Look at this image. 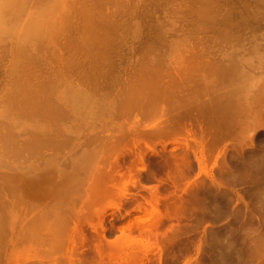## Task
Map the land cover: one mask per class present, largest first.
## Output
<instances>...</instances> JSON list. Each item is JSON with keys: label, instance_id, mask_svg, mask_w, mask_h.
<instances>
[{"label": "rangeland", "instance_id": "rangeland-1", "mask_svg": "<svg viewBox=\"0 0 264 264\" xmlns=\"http://www.w3.org/2000/svg\"><path fill=\"white\" fill-rule=\"evenodd\" d=\"M32 1L37 2V0ZM92 1L95 2L93 4L94 6L91 4L93 3ZM99 1L101 2H98V0H70L68 5L73 7L72 9L69 7L68 10V16L71 15V19L69 18L71 23H67V26L63 28L64 31L67 28L65 32L60 31L63 35H61L62 33H58L55 41L52 42V45L51 43L47 45H43L42 43H40V45L34 44L35 46L38 45V49L31 44L32 42H30L26 47V50L29 53H21L19 58L16 51L17 49L15 48L17 42V40L15 41V37L13 40V37L10 35L13 40L12 45L10 43L11 39L7 38V36H5L7 39H4V37L1 38L0 48H4L0 49V98H2L5 93H8V90L10 93L12 92L11 94H16L18 91L11 88V85H15L17 81L18 84H23L24 82L25 86H29L30 88H36L37 86V91L44 88L43 86H45V88L49 87V90L46 88L47 90H44L45 92L43 90L41 91L40 96L42 97L44 94L47 95V93L52 91L51 87L53 84L51 85V83H55L54 85H59V83H61L59 86H61L62 89L63 87H70L73 84L72 88H82L83 91L87 85V89L85 90L87 93H89V91L93 92L97 89L95 92L98 91L97 93L101 94L102 90L99 91V89L102 88L104 94L99 95V99L103 96L105 99L103 98L102 100L101 98L100 100L108 104L111 101L110 104L112 105L113 99L110 100L112 97L110 98L108 96V99L110 98L109 102H105L108 100H106L108 90L112 89L110 87H114L113 85L121 80L120 83H126L128 80L133 81V75L135 77L136 72H140V70L136 71L140 67H162L159 77L162 78L163 85L167 86L172 83V78L175 77L177 79L181 76L182 82L180 79L176 80L179 83L181 82L180 85L176 84L177 82L174 81L176 86L175 89H177L174 90V95L170 100L172 101L173 99L175 103L173 101L172 103L169 100H161L156 108H147L149 106L141 105L135 107V109L134 107L132 108V106H129L125 111L124 108L120 107L123 98L122 100L114 98V103L117 105H106L101 111V114L96 117L94 116L96 121L92 118V115H87L85 118L88 117V119L84 124V131L85 128L88 131L91 128L89 126L90 121L88 120L92 119L93 122L95 121L93 123V128L90 130H94V133H96V138L94 137L95 139H92L94 141L93 143H97L95 140L100 141L102 139L105 140L104 138H106V140H108L107 138H112L111 141H113L114 144H111V141L108 140L107 142L109 146H107V144L105 145V148L102 147L104 149L103 158L105 159V162L103 159L104 164L100 165L101 167L103 166L102 168L105 173H103V170L100 168H98V173V170L96 171L97 167L94 168V166H91L88 167L87 170L85 168L84 171L87 172L81 173L80 177L88 176L90 178L92 176L90 179L95 180L96 185H98V181V183H102L108 187L101 189V191L100 188L102 186L98 185V187L95 188L96 191L93 190L94 193L92 190L91 192L87 191L86 197H84L86 194H83V191L70 192L68 190L66 193L67 197L64 199V202L67 201L68 203H66V206L64 205L63 208H61L62 206L60 208L57 207L53 202L45 207H40L38 201L34 199L28 200L29 206L27 203L24 204L26 207H21V214L16 216L12 214L9 216L10 219L11 217L13 218V223L17 225L14 229L17 235L15 238L13 237L16 245H12L11 241L10 243L7 242L6 245V238H4V248H6L5 250H8V252H5V256L0 255V264H264V247H262V244L256 239L249 243L243 237V230L247 227L245 225L247 212H250L252 208H255V206L258 205V202L254 196L255 193L251 191L253 186L252 181H250L251 179L246 175L245 179L240 178L239 180V170L237 168L240 165L250 168L248 164L246 165L243 163L244 153L253 154V152H261L264 150V4H262L261 0H113L114 3L111 2L112 0H109L110 2L108 0ZM102 1L105 2L103 3ZM38 2L40 3V0ZM96 2L99 7L96 6ZM107 2L110 5H108ZM86 3L88 4L86 5ZM255 3L259 5L262 4V8L259 11H252L250 6ZM89 4H91L89 6V11L92 6L96 8H92V10L99 9L102 14L103 10H106V12L104 11V14L106 13L104 16L108 15L107 17L109 19L116 22V25L114 24V26L116 27L115 32L117 37L125 30L123 39H118L119 37L117 38V42H119L117 45L120 49L117 50L118 46H116V52L111 53L109 59L103 63L100 56L94 55L93 57V54H99V50H97L99 44L97 46V41L91 39L92 42H86L84 38L85 34H83V31L85 30L84 25L86 23L83 24V20L87 21L86 16L88 15V9H85ZM34 5L36 4H31V8L29 6L27 12L24 14V18L31 13L30 11L33 10L32 6ZM121 5L122 7L125 6L123 7L124 9ZM204 8L206 10H216L218 12L213 23H209L206 18L201 16L202 13L200 11H203ZM249 12L253 13L248 14ZM84 13L87 15H84ZM258 16L261 17L258 18ZM232 18L234 19L233 22H231ZM117 23L119 24L117 25ZM68 24H70V27ZM119 25L125 26L120 27ZM236 25L239 26V30ZM159 29L162 30L160 36L158 35ZM224 29H227L229 32ZM231 29L237 31L234 32V30L232 31ZM230 30L234 34L231 33ZM119 31L120 33H118ZM214 33L217 34L215 35ZM220 34H222L223 37L225 36L224 38L222 37V40L213 39V37L218 38ZM237 36L239 37L237 38ZM60 37L61 41L57 42ZM232 38L234 40H240L234 41ZM82 39L83 41H81ZM1 40L3 41L2 44ZM6 40L8 41L6 42ZM229 41L230 43H228ZM54 42L58 44L56 48H54ZM84 42L86 44L89 43L88 45H96V47L87 45L90 48L89 49L87 46L85 47L86 44ZM80 44L84 45L81 46ZM49 46L50 49H48ZM51 46L53 48H51ZM60 46L61 48L58 50L57 48ZM39 47L45 48L43 50ZM34 48L35 51H33ZM39 49L40 53L38 51ZM51 49H55V53H57L56 50L60 51L61 55L63 53L62 56L64 58L62 56L60 57L63 59L59 58V52L53 54L54 52L52 50L53 53H51ZM44 51H46V57H48L49 61L52 60L54 63L52 62L49 64V62H45L48 61L44 59L45 55L43 57L41 56L45 54ZM48 51L51 54H49ZM30 52L32 54L35 53L32 56ZM220 52H226L227 54L230 53L231 56L221 55L219 54ZM237 52L244 57L243 64L245 65V69L248 71H254L257 76L253 89L247 93L244 91L245 100L243 102L250 101V99H253L254 95L257 96V98H255V100H258L257 102L253 103L251 107H247L246 112H244L245 109L242 110L237 120L234 117H225L223 119V125L225 126L224 129L223 127H219L215 115L212 116V114H214L212 111L211 113L208 110L205 111L202 106H200V113L202 112L203 114L193 112L191 114H193L194 117H187L188 119L192 117L191 121H195V125L190 119L188 120L185 118L187 125L184 123V128L180 132L173 134L162 133L163 135H161V133L158 135L151 133L154 124L162 123V120L166 121L165 118L169 119L172 116V118H174V114L178 113V111L180 112V110L185 112L188 109V106H191V103L192 107L189 106L188 110L192 111L194 106L198 109V102L200 105H203L201 100L206 101L205 99H207V95H209L208 99L211 98V95L208 93L210 90L213 91L214 88L217 87L215 85H213L215 87L208 86L210 89L205 87L204 94L202 92L199 94L200 96L192 92V88L196 89L195 87H197L193 82L198 84V81L193 79L191 82L190 79L194 77V74L200 72L199 68L201 67H199V65L203 67L207 62L222 63L224 60L225 65H229L236 59L232 53L235 54ZM47 53L49 55H47ZM38 54L40 55V59ZM69 54L71 55L66 56ZM14 55H16L15 61L18 58L17 61L20 62L22 60L23 62L24 66L20 65V67L24 68H21L19 69L20 71H18V73L21 72L20 75H23V77L19 76V74L17 75L16 72H13V69L11 68L14 63L11 62L14 60ZM52 55L56 56L50 57ZM34 56L35 61L33 60ZM56 57L57 59H55ZM65 57H70L69 60L72 59V61H74H69L67 58L65 59ZM30 58H32V61ZM23 59L25 60L23 61ZM62 61H64V63ZM226 61L228 64H226ZM229 61L231 62L229 63ZM249 61L252 62V66L249 65ZM22 62H20V64ZM58 62H61V64ZM69 62H72L73 65ZM193 63H197L198 65ZM57 64L60 65V73L58 72V75L61 74V72L63 74V72L68 70L70 72V69H73V67L76 66V68L73 69L74 77H72L73 74H71L72 70L71 73L66 72L67 74H64L68 75L67 77L63 75L66 78L62 75L61 77L59 76L62 80L63 78L65 80L68 78L69 83L66 81L62 83L61 79L58 78L56 73V69L58 68ZM62 64L65 65H63V68H65L66 71H64L65 69L62 71ZM193 65L196 68L194 69V73L192 72L194 68ZM68 66L71 68L69 69ZM91 66L94 67L92 68ZM110 66L115 68V72L109 71L108 73ZM86 68L87 70H92V73H90V71L85 72ZM95 68H97V70ZM186 69H188V72ZM100 71H102V73H100ZM95 72L96 74L100 73V79L98 74H94ZM55 73L57 78L56 76H53ZM88 73H90L91 76ZM69 74L71 76H69ZM16 76L18 77L14 78ZM96 76L98 79H95ZM112 76L116 78V81ZM187 77H189V84ZM214 77L217 78V75ZM118 78L119 80L117 82ZM124 78H128L127 81H125L126 79ZM47 80H52L53 82L50 81V85H43L45 83L49 84ZM90 80L91 82L95 81L96 85L95 82H93L95 86L90 84ZM25 81L29 84L26 85ZM57 81L59 82L57 83ZM80 82H82V84ZM183 82H187V85H185V83L182 85ZM77 83H80L79 85L82 87H79V85L77 87ZM62 84H64V86H62ZM88 84L90 86L89 89ZM224 84L226 83L223 82V84L220 85H223V88L219 86L222 92H224ZM40 85H42V88L39 89ZM105 85L108 89L105 90L106 93L104 92ZM74 86H76V88ZM178 86L179 89L182 90H178ZM183 86H191L192 88H183ZM91 87L94 89H91ZM206 89H209L208 92ZM177 90L178 94L179 92H182L179 94L180 97L188 96L189 92H192L190 95H193L189 96L190 103L188 100L183 101L182 99L184 97L180 98L178 94H176ZM186 90L188 93L184 92ZM227 90H229L228 87H226V91ZM51 93L55 94V92ZM202 94L204 97L206 96V98H203ZM196 95L198 97H196ZM224 96L221 102L228 100L227 97ZM191 97L197 102L195 103ZM178 99L181 101L179 102ZM185 102L187 103V106ZM142 108L143 110H141ZM144 108L147 110H144ZM155 109L157 112L154 111ZM170 109L172 110L171 113L169 112ZM173 109L175 110L173 111ZM164 110H169L168 113H166L168 115L165 114L166 111ZM146 111H149L147 114L150 115H145ZM152 111H154L153 113L156 112L157 115L164 111L161 114H165V117L163 116L164 119L160 120L159 118H162V116L160 117V114L159 116H156ZM206 113L207 115H210L211 118L210 116L205 118L203 115ZM245 113L250 116L251 121H248L244 126L247 121V119H244L243 117V114ZM256 113L257 115H255ZM171 114L173 115L171 116ZM195 115H199L197 118H200L197 119ZM167 116L170 117L168 118ZM66 121H63V123L65 122V125L62 122L61 125L60 123L57 124V122L53 123V132L54 130L55 132L61 131V136L63 137L64 135L65 137V127L72 126V124L74 126L75 124V122L67 121V125ZM50 122H55V120H51ZM62 124L64 128H62ZM56 125H59L61 130H57V128L55 129ZM157 126L158 125H154V128ZM96 131L100 133H97ZM234 131H236V133ZM53 132L52 134L55 133ZM103 133L105 135L108 134L110 137H105ZM67 134H69V132H67ZM99 134L103 135L102 138ZM216 134L218 137H216ZM47 135L52 138L54 137L50 132ZM62 137H60V139ZM97 137H99V139ZM118 138L119 142L117 143ZM62 140L63 144H65V140ZM103 140L100 141L101 145H104L102 143L104 142ZM107 142H105V144ZM147 142L149 145H146ZM56 143H58L57 140ZM46 146L43 147V150L47 153L50 151V156L53 155L51 152H56V146L52 147L55 150H51V147ZM148 146H150V148ZM46 148H48L47 151L45 150ZM65 150L69 151V149ZM67 151H65V153L63 151L64 155ZM139 151L141 153L140 156L142 155L141 157H145L144 162L140 160L142 165L140 161L137 163L140 159V157L138 158L139 155L137 156ZM143 152L145 154L144 156ZM173 152L174 154H172ZM120 164H122V167H120ZM112 165L116 167L119 166L120 173L122 174H118V171V173H115L116 167ZM110 167H112L111 169H114L115 172L111 169L108 170ZM151 168L153 169V172L151 171ZM251 170L252 168L250 171ZM106 172L112 174V177L108 176V173ZM150 172L152 173L150 174ZM108 177L111 180H109ZM99 178L101 182L99 181ZM115 181L117 184H112V182ZM134 181H136V184H134ZM108 184H110V186ZM111 184L112 186H115L112 191ZM95 192L97 194L102 192V198L106 200L102 198L101 200L99 198L101 197V194L99 197V194L92 195L96 194ZM156 195L159 196V200L155 198ZM98 198L100 202H98ZM122 199L123 202H120ZM30 207L36 209L30 213ZM66 217L68 220H65ZM257 218L259 219H255V224L263 227L259 214ZM21 219L22 221L24 220L25 223L20 222ZM18 222H20V225ZM25 224L36 226L34 229L29 230L34 233L36 232V238L26 241L28 238L23 237L22 234L20 237L19 231L21 232L22 226ZM47 224L50 228L45 230L44 234L38 235L42 228L47 227ZM61 224H63L62 226L64 228L61 227ZM40 226L42 227L38 231ZM103 227L104 229L106 228V230H104ZM72 228H75V231H72ZM256 229L257 226L253 227V229H251L252 232L250 231V233H253V235H255V233L257 234L258 230ZM103 230L105 231L103 237L100 236L101 234L98 236L99 232L104 233ZM9 234H11V230ZM70 238L72 240H70ZM101 239H104V241H100ZM80 241H82V243ZM98 243L100 244L98 245ZM1 246L3 248V245ZM102 247L104 248L103 250L101 249ZM98 252H100L99 256L97 254ZM99 257H101V260H99ZM96 259L99 260V262Z\"/></svg>", "mask_w": 264, "mask_h": 264}, {"label": "bare ground", "instance_id": "bare-ground-1", "mask_svg": "<svg viewBox=\"0 0 264 264\" xmlns=\"http://www.w3.org/2000/svg\"><path fill=\"white\" fill-rule=\"evenodd\" d=\"M31 1L32 0H0V39L3 37H4V39L10 38L11 39L10 43L12 45V41L14 40V37H15V41L17 40V42H16L17 47L15 46V48L17 50L16 49L15 50L17 51L18 58H19L21 53L27 52L26 47H27V45H29L30 42H32L31 44H33V45L34 44L40 45V43H42L43 45H47V44L51 43V45H52V42L55 41L56 35L58 33H60V31H64L63 28H65V26H67L66 25L67 23H71V20H70L71 15L68 16V10L70 7L68 5V3L70 0L69 1L68 0H40V3L38 2L39 0H37V2L32 1L36 5L32 6L33 10L30 11L31 13L30 14L28 13L29 15L24 18V14H25V12H27L29 6L31 8V4L33 5V3ZM66 1H68V2H66ZM89 1H91V0H89ZM98 2H101V1L98 0ZM111 2H113V0ZM261 2H262V4H264V0H261ZM94 3L95 2H93L91 4L93 5ZM87 4L88 3H86V5ZM91 4H89L86 9L84 8L85 10L88 9V11H87L88 15L84 13V15H87L86 16L87 21L83 20V24L86 22L84 25V27H85L84 31L85 32L83 31V34H85L84 38H85L86 42H88V41L92 42L91 39L94 41H97V43L96 42L95 43L97 44V46L99 44V47L97 49V50H99V54L98 53L93 54V57H94V55L100 56V59L102 60V63H103L104 61L109 59V55L111 53L116 52L115 51L116 46H118L117 43L119 44V42H117V41H118V39H123V37L125 35V30H124V32L120 33L121 30L123 31V29L121 28V30L118 32V33H120V35L117 33L119 35L118 36L119 38H118L116 35V32H115L116 27L114 26V24L116 25V22L114 21L115 22L114 23L111 19H109L107 17L108 15L104 16L106 14V13L104 14V11L106 12V10H103V14L99 11V9L92 10V8H95V7H93L94 5L90 8L91 10L89 11V6ZM107 4L110 5L108 2H107ZM119 4H120V2H119ZM262 4L259 5V4L255 3V4L251 5L250 7H251L252 11H259L262 8V6H261ZM123 5H125V4H123ZM96 6H97V2H96ZM97 7H99V6H97ZM116 7H120V6H116ZM121 7H122V5H121ZM123 7H125V6H123ZM70 8L72 9L73 7H70ZM105 8H107V7H105ZM102 9H103V7H102ZM116 9H118V8H116ZM120 10H121V8H120ZM115 11L118 12L117 10H115ZM200 12L202 13L201 16H203V18H206L209 23H213L215 21L217 15H218V12L216 10H209V9L206 10L205 8L203 11L201 10ZM251 13H253V12H249L248 14H251ZM258 13H260V12H258ZM70 14H71V11H70ZM263 14H264V12H263ZM259 17H261V16H258V18ZM233 20L234 19L232 18L231 22H233ZM236 23L239 24L238 22H236ZM118 24L119 23H117V25ZM68 25L70 27V24H68ZM122 26H125V25H122ZM122 26H120V27H122ZM238 27L239 26H237V29H238ZM123 28H125V27H123ZM234 28H235V26H234ZM66 30H67V28L65 29V31ZM220 30H222V29H220ZM224 30L227 31V29H224ZM231 30L233 31L234 29H231ZM231 30H230V32L233 33ZM236 31L234 30V32H236ZM227 32H229V31H227ZM161 34H162V30L159 29L158 35L160 36ZM222 34H225V33H222ZM222 34H220V36L218 38H214L213 36L212 37L215 40L216 39L222 40V37H223ZM10 35L13 37V40H12V37H10ZM61 35H63V33ZM5 36H7V38ZM226 36H228V35H226ZM61 37L58 38L59 40H57V42L61 41ZM80 37H81V35H80ZM82 37H83V35H82ZM238 37L239 36H237V38ZM4 39H3V41H4ZM208 39H210V38H208ZM226 40H230V39H226ZM237 40H240V39H236L234 41H237ZM3 41L1 40V44ZM7 41L8 40H6V42ZM81 41H83V39ZM6 42H5V44H6ZM161 42L164 43L163 41H161ZM228 43H230V41ZM54 44H55V46L54 45L53 46H54V48H56L58 44L55 42H54ZM88 44H86L85 47ZM83 45H81V46H83ZM37 46H35V47H37ZM88 46L96 47V45H88ZM88 46H87V48H89ZM29 47H31V46H29ZM2 48H4V47H2ZM2 48H0V49H2ZM39 48H42V47H39ZM44 48L45 47H43L42 49L44 50ZM51 48H53V47L51 46ZM59 48H61V46L58 47L57 49L60 50ZM13 49H14V45H13ZM37 49H38V47H37ZM48 49H50V46L48 47ZM48 49H46V50H48ZM86 49H84V50H86ZM119 49H120V47L118 46L117 50H119ZM52 50L54 52L55 49H51L50 50L51 53H53ZM58 50H56V51H57V53L59 52V54H58L59 58L63 59L64 58L62 56L63 53L61 55V52ZM28 51H29V49H28ZM33 51H35V48ZM38 51L40 53V49ZM15 52H14V54H15ZM44 52H45V54H43L41 56L43 57L45 55L44 59L48 60L45 62H47V63L49 62V64H51L52 62L54 63V61H52V60L49 61L48 57H46V51H44ZM50 52H49V54H51ZM238 52H240V51H238ZM238 52L235 54L232 53V55L234 57H236V59H235V61H232V62L229 61V63L231 62L229 65H225V60H224V62L222 61V63H219V62H213V63L209 62L208 63L207 62L203 65V67L199 65V67H201V68H199L200 72L198 74L196 73L197 75L194 74V77L190 79L191 82L193 81V79H195V81H198V84L193 82L197 87H195L196 89L192 88L191 86L190 87L193 89V91H192L193 93L199 95L202 92L204 94L205 87L209 88L213 85L217 86V87L213 86V87H215L214 90L209 91L208 94L211 95L210 96L211 98L208 99L209 95H207L208 101H207V99H205L206 101L200 99L203 102V105H200V103L198 102L197 103V104H199V105H197L198 109L195 108V106H194L192 111L188 110L189 106H190L189 105L188 109L185 112L183 110H182L183 112L181 110H180V112L178 110H176V111H178V113L174 114V118H172L173 114H171V116H172L171 118H169L170 116L169 117L167 116L169 119L165 118L166 121L162 120V123L161 122H160L161 124L159 123L160 127H159V124H154L155 126L156 125H158V126L154 128V125H153V127H152L153 129L151 128L152 131L150 130L151 133L152 134L154 133V135H156V134L158 135L161 133V135H163V134H173V133L180 132L184 128V125H185L184 123H186L185 118L193 116V114H191L193 112L200 113V111H201V110H199L201 108L200 106H202V108L205 111L208 110L210 113L212 111L214 113V114H212V116L215 115V119L217 120L219 127L220 128L223 127V129H224L225 126L223 125V119L225 117H229V118L234 117L237 120V118L241 114L242 110L245 109L244 112H246L247 107L249 108L252 106L253 103L257 102L258 100H255V98H257L256 95H254L253 99H250V101L243 102L245 100L244 91L247 93L253 89L254 82H255L257 76L254 73V71H252V70L248 71L245 69V65L243 64L244 57L242 55H239ZM27 53H29V52H27ZM57 53L54 52L53 54H57ZM230 53L227 54L226 52L225 53L220 52L219 54L224 55V56L225 55L231 56ZM33 54H32V56H33ZM49 54L47 53V55H49ZM16 55H14V58H13L14 60L11 61L12 63L14 62L13 64L11 63L13 65L11 68L13 69V72H16L17 75L19 74V76L23 77V75H20L21 72L18 73V71H20L19 69L24 68V67H20V65L21 66L23 65V62L21 60L20 62H22V63L20 64V62L17 61L18 58L15 61ZM27 55H26V57H27ZM70 55L71 54L66 55V56H70ZM221 55H218V56H221ZM35 56L33 57V60H34ZM55 56L52 55L50 57H55ZM60 56H62L63 58ZM4 57H1V58H4ZM57 57L55 59H57ZM71 57H73V56H71ZM36 58H38V57H36ZM66 58L67 57H65V59ZM39 59H40V55H39ZM69 59H70V57L67 58V60H69ZM24 60L25 59H23V61ZM30 60L32 61V58H30ZM41 60H42V58H41ZM101 60H100V62H101ZM220 60H222V59H220ZM0 61H1V59H0ZM2 61H5V60H2ZM57 61H55V62H57ZM69 61H72V59ZM62 62L64 63V61H62ZM66 62H68V61H66ZM72 62H69V63L72 64ZM98 62H99V60H98ZM197 63H193V64H197ZM59 64H61V62ZM226 64H228L227 61H226ZM63 65L64 64L61 65L62 71L65 69V68H63ZM249 65L252 66L251 61H249ZM57 67H56L57 69L56 68L55 69L57 70L56 73L58 75V72L60 73V71H59L60 65L57 64ZM70 68L71 67H69V69ZM74 68H76V66L73 67V69ZM100 68H102V67H100ZM73 69L71 68L70 72H69V70L66 71V69L64 71H66L67 73H71V70H72L71 74H73L72 77H74ZM95 69L97 70V68H95ZM114 69H115L114 67L110 66L108 69V73H109V71L115 72ZM194 69H196L195 66H194L193 71H192L193 73H194ZM139 70H140V72L137 73L136 71H139ZM186 70L188 72V69H186ZM86 71H90V73H92V70H87V68L85 69V72ZM136 71H134V72H136V76L134 77V75H133V79H134L133 81L128 80V82H126V83H120L122 80L120 79L121 81L118 82V80H119V78H118L117 79L118 83L113 85L114 87H110V88H112V89H110L111 91L108 90L106 88V85H105L104 92L106 93L105 90L106 89L108 90V94L106 95V100L108 99V96L110 98L112 97L111 99L110 98L109 99L110 100L113 99V103H114V101H115L114 98L115 99L119 98L120 100H122V98H123V101H122V104H120L121 105L120 107L124 108L125 111H126V109H128L129 106H132V108L133 107L135 108L137 106L147 105V106H149L147 108H150V107L156 108L158 106L159 101H161V100L171 101L170 99L174 95V92H175L174 90L177 89V88L175 89V87H176L175 82H177L176 80L180 79L182 82L181 76H179L180 78H177V79L175 77L172 78L171 80H173V81H172V83L170 81L171 84H169L167 86L163 85L164 84V83H162L163 80L161 77H159V74L162 71V67H157V68H150V67L141 68L140 67ZM66 72H63V74L61 72V74L58 75V78H60L61 75L63 76ZM98 72H99V70H98ZM56 73L53 74V76H56ZM80 73H82V72H80ZM90 73H88V74L90 75ZM100 73H102V71H100ZM189 73H190V71H189ZM94 74L97 75L98 73L96 74V72H95ZM99 74H98V77H99ZM103 74H104V72H103ZM107 75H109V74H107ZM216 75H217V78L214 77ZM64 76L67 77L68 75H64ZM69 76H71V75L69 74ZM184 76H183V78H184ZM17 77L18 76L14 77V78H17ZM66 77H64V78H66ZM105 77H107V76H105ZM128 77H130V76H128ZM176 77H178V76H176ZM51 78H53V77H51ZM51 78H49V79H51ZM56 78H57V76H56ZM64 78H63V80H62V78H60L62 83L65 81L69 83L68 78L66 80ZM101 78H103V77H101ZM112 78L114 79L115 77L112 76ZM188 78L189 77H187V81L189 80ZM60 79H58V80H60ZM92 79H94V78H92ZM95 79H98L97 76ZM99 79H100V77H99ZM124 79H126V78H124ZM127 79L125 81H127ZM14 80H16V79H14ZM56 80H55V82H56ZM91 80H90V82H91ZM12 81H13V79H12ZM50 81H52V80L48 81L49 84H46V83L43 84L41 82L40 83L43 85H50ZM115 81H116V78H115ZM14 82H16V81H14ZM17 82L15 85H13V86L11 85V88L18 91L16 94L15 93L11 94L12 92L10 93L8 90V93H5L2 96V98H0V255H4L5 252H8V250H5L6 248H4V238H6V241H5L6 245H7V242L10 243V241L12 242V245H16L13 237L15 238L17 235L15 233V230H14L17 225L13 223V221H12L13 218L11 217V219H10L9 216L12 214L15 216L18 214H21L22 213L21 207H26V205H24V204L27 203V205H28L29 204L28 200L34 199V200L38 201L40 204V207H45L49 203L53 202V203H55V205H57V207L60 208L62 206L61 208H63L64 205L66 206V203H68L67 201L64 202L65 197H67L66 193L68 190L70 192L83 191V194H86L84 197H86L87 191L88 192H91V190L96 191L95 188L98 187V185L103 187V188L101 187L100 190L108 187L102 183H98V181H97L98 185H96V181L93 179L92 180L90 179V178H92L91 175H90L91 176L90 178L88 176L80 177L81 173L87 172V171L85 172L84 169L86 168V170H87V168L91 167V166L92 167L94 166V168L97 167L96 171L98 170V173H99L98 168L103 170V168H102L103 166L101 167V165L104 164L105 159L103 158L104 149L102 147L105 148V145L108 144L107 141L108 140L111 141V139H112V138L111 139L107 138L108 140H106V138H104L105 140L102 139L104 141V142H102L104 145H101V143H100V141H102V140H100V141L95 140V142H97V143H93L94 141L92 139L96 138L95 137L96 133H94V130L90 131L93 128V123L96 121V119H94V116L96 117L97 115L101 114V111L103 110V108L106 105H109L111 103V101L109 104L102 102L100 99L101 98H102V100H103V98L105 99V97H103V96H101V98L99 99V95L104 94L103 89L102 88L99 89V91L102 90L101 94L100 93L98 94L97 93L98 91L95 92V90H97V89H95L93 91V92L97 93V94H95L89 90H87V91H89V93L85 92V90L87 89V87H86L87 85L85 86V89L83 91L82 88H80L81 90L78 88L77 89L72 88L73 84L70 87H67V88L63 87V89H62V87L59 86V85H61V83H59V85H54L55 83H51V85L53 84L54 86L53 85H52V87L50 86L52 89V91H51V89H50V91L55 92V94H52L51 92L47 93V92H49V91H47L46 92L47 95L44 94L43 97H45V98H43L42 96H40L41 91L47 90L46 88H48V90H49V87L45 88V86H43L44 88H42L41 87L42 85H40L39 89L40 88H42V89L40 91H37L38 90L37 86H36V88H32V87L30 88L29 86H25L24 82H23L24 85L20 84V83L18 84ZM58 82L59 81H57V83ZM93 82H95V81H93ZM93 82H91L90 84L94 85ZM181 82L180 83L177 82L176 84L180 85ZM223 82L226 83V84H224V89H223L224 92L221 91V88H223L222 87L223 85L220 86L221 84H223ZM38 83H39V81H38ZM80 83L82 84V82H80ZM80 83H77V87ZM184 83H185V85H187L186 84L187 82H183L182 85H184ZM27 84H29V83L26 82V85ZM74 84H76V83H74ZM188 84H189V81H188ZM95 85H96V82H95ZM62 86H64V84H62ZM80 86L81 85H79V87ZM74 87L76 88V86H74ZM96 87H99V86H96ZM185 87L190 88L189 86H185ZM185 87L183 86V88H185ZM226 87H228L229 90L226 91ZM9 88H10V86H9ZM89 88H90V86L88 84V89ZM180 88H182V87H180ZM91 89H94V88L91 87ZM54 90H56L57 93ZM178 90H182V89H179V86H178ZM178 90H177L176 94H178ZM194 90H195V92H194ZM208 90H207V92H208ZM38 92H40V93H38ZM184 92L188 93L187 90ZM184 92H183V94H184ZM192 92H189L188 96L187 95L183 96V94H182V96L185 99L183 97H180V95H179L182 92H179L178 96L180 98H183L182 99L183 101H185V100L189 101V96L193 95V94L190 95V93H192ZM203 94H202V96H203ZM96 95H98V96H96ZM197 95H196V97H198ZM224 95L228 99L227 101H223L225 103L221 102ZM186 97H188V98H186ZM192 97H191V99L193 100ZM203 98H206V96L205 97L203 96ZM109 99L105 102H109ZM196 100H197V98H196ZM198 100H199V98H198ZM117 101H118V99H117ZM172 101H173V99H172ZM178 101H179V99H178ZM193 101H195V100H193ZM179 102H177V103H179ZM196 102L197 101H195V103ZM113 103H112V105L111 104L110 105L115 106L116 103H114V105H113ZM189 103H190V101H189ZM185 104L187 106L186 102H185ZM190 107H192V103H191ZM139 109H140V107H139ZM117 110H116V112H117ZM141 110H143V108ZM144 110H147V109L144 108ZM157 110H158V108H157ZM157 110L155 109L154 111L157 112ZM174 110L175 109H173V111ZM154 111H152V113ZM164 111H166L165 112V114H166V113H168L169 110H164ZM171 111L172 110L170 109L169 112L171 113ZM248 111H250V110H248ZM148 112L146 111L145 115ZM156 112L153 114L155 115ZM123 113H125V112H123ZM162 113H158V115L156 114V116H159V114H160V117L162 116V118H159L160 120L164 119V117H165L164 116L165 114L161 115ZM127 114H128V111H127ZM200 114H203V113L201 112ZM87 115H90V116L92 115L93 116L92 118L95 121L93 122L92 119L88 120V121H90V124L92 126L89 124V126L91 127V128L89 127L90 130L88 131L85 128V131H84V124L87 122V119H88V117L85 118ZM147 115H150V114H147ZM166 115H168V114H166ZM255 115H257V113ZM198 116H196V118ZM203 116H205V118H206V117H209L210 115H207V113H206ZM243 117H244V119H247L246 123L244 124V126H245L248 123V121L249 122L251 121V119L247 113L243 114ZM191 118H189L190 121L192 120ZM199 118H197V119H199ZM210 118H211V116H210ZM64 119H66L68 122H71V121L75 122V124H74V126H73V124H72V126H66L67 127V129L65 127L66 136L64 137V135H63V137H62L61 131L55 132V130H54V132L56 134L53 132L52 124L57 122V124L60 123V125H61V122L63 123V121H66ZM51 120H53V121L55 120V122H50ZM67 121H66V123L68 125ZM191 122H193V121H191ZM188 123H190V122H188ZM63 124L65 125V122ZM63 124H62V126H63ZM196 124H198V123H196ZM186 125H187V123H186ZM194 125H195V123H194ZM56 126H55V129L57 128V130H61V127L59 125H56ZM188 126H189V124H188ZM191 126H192V124H191ZM211 126H213V125H211ZM62 128H64V126ZM214 128H215V126H214ZM217 128H218V126H217ZM48 130H51V131H48ZM86 131H88V132H86ZM213 131H214V129H213ZM221 131H222V129H221ZM49 132L51 133L52 136H54L53 138L47 135V134H49ZM52 132L55 135L52 134ZM67 132H69V134H67ZM226 132H227V129H226ZM234 132L236 133V131H234ZM97 133H100V132H97ZM137 133H138V130H137ZM151 133H149V134H151ZM99 135L102 138L103 135H101V134H99ZM106 136L110 137L108 134L105 135V137ZM111 136H112V133H111ZM220 136H221V134H220ZM60 137H62V138L60 139ZM216 137H218L217 134H216ZM54 138H56V139H54ZM97 138L99 139V137H97ZM62 139L65 140L64 141L65 144H63ZM56 140L58 141V143H56ZM115 141H117V140H115ZM105 142H107V143L105 144ZM118 142H119V138H118L117 143ZM112 143H113V141H111V144ZM137 143H138V141H137ZM135 144H136V142H135ZM46 145L48 147H51V150L56 149V152L55 151H53L54 153L51 152L53 155L50 156V154H49L50 151L47 153L43 150L44 149L43 147ZM49 145H51V146H49ZM146 145H149L148 142ZM54 146H56L55 149L52 148ZM107 146H109V144ZM148 147L150 148V146H148ZM47 149L48 148H46L45 150L47 151ZM65 149H69V151H67ZM49 150H50V148H49ZM42 151H44V152H42ZM63 151H64V153H65V151H67L65 155H64ZM144 152H143V156L145 155ZM47 154H49V155H47ZM140 154L141 153L139 151L137 156L139 155L138 158L140 157V159L139 160L137 159L138 160L137 163H139L140 160L142 162H144L145 157L144 158L141 157L142 155L140 156ZM172 154H174V152ZM243 156H244L243 157V159H244L243 163L246 165L248 164V166L250 168H247V166L244 167L241 165L237 167L239 170V173H238L239 180H240V178L245 179L246 175L249 176V178L251 179L250 181H252V184H253L251 191L253 193H255L254 196L256 198V201L258 202V205H256L255 208H252L250 212H247V218H246V224H245L247 227L243 230V237L249 243L253 242L256 239V240H258L259 243L262 244V247H264V150L261 152L260 151L253 152V154H245L244 153ZM103 159H104V162H103ZM117 161H118V159H117ZM141 161H140V163H141ZM111 163H113V162H111ZM116 163H118V162H116ZM114 165H112V166H114ZM121 165L122 164H120V167H122ZM141 165H142V163H141ZM114 167H116V166H114ZM120 167L118 166L115 168L116 172L114 169H111L112 167H110L108 170L111 169L112 171L114 170L115 173L119 172L118 174H122V173H120ZM253 167L254 168L257 167V168L254 169ZM251 168H252V170L250 171ZM140 171H141V168H140ZM151 171L153 172V169ZM154 171H155V169H154ZM152 172H150V174ZM103 173H105L104 170H103ZM106 173H108V172H106ZM142 173H143V171H142ZM142 173H140V174H142ZM97 174H96V176H97ZM108 176L112 177V174L108 173ZM94 177H95V175H94ZM115 178H117V177H115ZM108 179H109V177H108ZM109 180H111V179H109ZM99 181H100V178H99ZM103 181H105V180H103ZM135 182L136 181H134V184H136ZM113 183L117 184L116 181L112 182V184ZM112 184H111V186H112ZM108 185L110 186V184H108ZM113 187H115V186L113 185L112 189L109 187L111 189V191L114 190ZM97 189H99V188H97ZM94 191H93V193H94ZM106 191H107V189H106ZM110 193H112V192H110ZM90 194H92V193H90ZM98 194L96 193V194H92V195H98ZM100 194H101V197H99ZM100 194L98 195V197L101 199L103 197L102 192ZM107 194H109V193H107ZM99 198H98V200H99ZM155 198H157L158 200L160 199L158 195H156ZM84 199H82V200H84ZM94 199H95V197H94ZM102 199H104V198H102ZM104 200H106V199H104ZM98 202H100V200ZM120 202H123V199L120 200ZM119 206H117V207H119ZM34 209H36V208L30 207L29 212L32 213L34 211ZM258 214L261 217L260 221H261L263 227H260L258 224L257 225L255 224V219H259V218H257ZM65 220H68L67 217L65 218ZM20 222L25 223V221L24 220L22 221V219ZM20 222H18L19 225H20ZM51 223H52V221H51ZM51 223H50V225H51ZM27 225L28 224H25L22 226L21 232L19 231V234H20V237L22 234L23 237L28 238L26 241H29V239L36 238L37 234H35L36 232L34 233V232L29 231L30 229H34V227H36V226H33V225L27 226ZM62 225L63 224H61V227L64 228ZM48 226L49 225L47 224V227H44L42 229H41L42 226H40L38 228V231H39V229H41V230L39 231L40 233H38V235L44 234V231L48 230V228H50V226L49 227ZM255 226H257L256 230H258V231H257V234L255 233V235H253V233L251 234L250 231ZM51 227H53V226H51ZM103 229H104V227H103ZM10 230H11V234H9ZM104 230H106V228ZM72 231H75V228ZM103 234H105V231H104V233L99 232L98 236L100 235L103 237ZM95 237H97V236H95ZM250 237H252V238H250ZM98 238H100V237H98ZM104 238H105V236H104ZM21 239H24V238H21ZM70 240H72V239L70 238ZM95 241H94V243H95ZM98 241H99V239H98ZM100 241H104V239L103 240L101 239ZM73 242H75V241H73ZM80 242L82 243V241H80ZM101 243H103V242H101ZM99 244L100 243H98V245ZM1 245H3V248ZM103 247L101 248L102 250L104 249ZM97 254L99 256L100 252H98ZM101 254H102V252H101ZM32 256H34V255H32ZM101 257H102V255H101ZM101 257H99L100 258L99 260H101ZM99 260H97V261L99 262Z\"/></svg>", "mask_w": 264, "mask_h": 264}]
</instances>
